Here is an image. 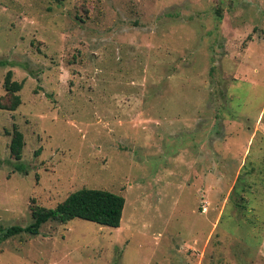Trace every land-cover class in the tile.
Listing matches in <instances>:
<instances>
[{
  "label": "rangeland",
  "instance_id": "1",
  "mask_svg": "<svg viewBox=\"0 0 264 264\" xmlns=\"http://www.w3.org/2000/svg\"><path fill=\"white\" fill-rule=\"evenodd\" d=\"M8 71L0 229L82 188L125 204L1 238L0 264H264V0H0V98Z\"/></svg>",
  "mask_w": 264,
  "mask_h": 264
},
{
  "label": "trees",
  "instance_id": "2",
  "mask_svg": "<svg viewBox=\"0 0 264 264\" xmlns=\"http://www.w3.org/2000/svg\"><path fill=\"white\" fill-rule=\"evenodd\" d=\"M220 11L216 10V15ZM219 17V16H218ZM23 83L12 80V73L8 71L3 82L4 96L0 98V109L13 112L21 104L18 94ZM24 147L23 135L16 126L12 127L9 153L14 161H20ZM125 200L105 190L82 188L70 193L54 208L38 206L31 207V223L26 227L12 226L0 229V239H7L20 233L37 235L40 228L48 223L67 225L72 220L79 219L108 228H119ZM1 241V240H0Z\"/></svg>",
  "mask_w": 264,
  "mask_h": 264
},
{
  "label": "crops",
  "instance_id": "3",
  "mask_svg": "<svg viewBox=\"0 0 264 264\" xmlns=\"http://www.w3.org/2000/svg\"><path fill=\"white\" fill-rule=\"evenodd\" d=\"M245 155H246V151H245V153L243 154V161H242V164L239 166V165H237L236 167V169H238V170H241L242 169V167L244 166V164H245V160L247 159V157H245Z\"/></svg>",
  "mask_w": 264,
  "mask_h": 264
}]
</instances>
